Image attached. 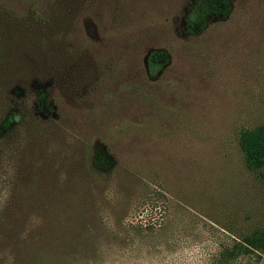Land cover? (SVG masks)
Wrapping results in <instances>:
<instances>
[{
    "label": "rangeland",
    "instance_id": "obj_1",
    "mask_svg": "<svg viewBox=\"0 0 264 264\" xmlns=\"http://www.w3.org/2000/svg\"><path fill=\"white\" fill-rule=\"evenodd\" d=\"M193 1L0 0V211L20 172L47 192L0 264H264L242 243L264 167L238 144L264 124V0L197 35Z\"/></svg>",
    "mask_w": 264,
    "mask_h": 264
},
{
    "label": "trees",
    "instance_id": "obj_2",
    "mask_svg": "<svg viewBox=\"0 0 264 264\" xmlns=\"http://www.w3.org/2000/svg\"><path fill=\"white\" fill-rule=\"evenodd\" d=\"M230 9L229 0H194L185 17L186 32L192 35L199 34L205 28L207 19L212 17L225 19ZM167 59L165 52H150L146 58L147 73L151 77L156 76L166 65ZM43 102L44 96L41 94L38 97L37 106L42 107ZM238 144L247 169L253 172L260 171L264 167V124L241 131ZM16 176H18L17 180L20 183L19 188L13 191L16 195L9 196L7 203L0 211V245H3L6 251L17 252L18 254L19 233L15 228L24 220L20 213L33 207L34 204L39 205L35 200H41L42 195L47 194V192L38 183L44 178V173L41 171L20 172ZM17 215L18 217H15ZM242 243L246 250L264 253V230L256 231L243 238ZM32 258L35 259L36 256L33 255Z\"/></svg>",
    "mask_w": 264,
    "mask_h": 264
}]
</instances>
